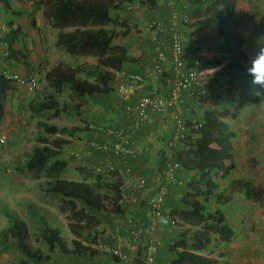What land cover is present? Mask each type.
<instances>
[{"label": "trees", "instance_id": "trees-1", "mask_svg": "<svg viewBox=\"0 0 264 264\" xmlns=\"http://www.w3.org/2000/svg\"><path fill=\"white\" fill-rule=\"evenodd\" d=\"M131 1L134 0H39L34 4V7L43 6L42 14L49 20L50 26L58 30L55 41L58 47L69 55H90L95 58V64L91 68L84 65L70 67L58 63L46 71L44 77L53 92L37 102V109L47 110L55 115L67 111L66 106L60 105L54 97L55 94L62 93L64 88H67L74 98L76 111L86 104L85 97L104 96L112 91L114 71L121 70L126 63L135 61L127 48L115 41L118 36L124 37L131 30L128 17L121 18L118 13L123 10L125 3ZM183 1L189 3L190 13L196 16L191 25L197 45L201 50L212 51L209 58L201 60L200 66L207 68L219 66L215 73L224 80L225 86L218 84L216 80L212 84L198 86V91H195L199 95L200 106L204 107V103L208 106L200 110L197 120L185 121L186 133L183 143L187 146V151L184 158L176 159L180 162L181 169L187 171L188 175L190 173L193 175L188 177L182 186L184 190L179 197L178 206L171 203L173 199L166 201V204L170 205L171 216L179 219L181 224L188 225L190 229L173 232L164 245V253L162 252L160 258L163 259L167 254L171 255L165 264H220L215 257L202 254L204 250L209 249L211 243L215 246L220 241L229 242L234 233L227 223L224 212L216 207V204L227 203L230 199L227 196L220 197V192H216L218 187L216 177L226 178L231 172L232 166L225 162L232 158L231 139L234 136V132L223 120L228 111L219 110L217 106L222 96L232 98L236 88H239L236 109L248 102H256L259 95L253 94L250 90L251 76L246 71L250 63L243 51L245 39L239 30L242 18L236 13L237 0ZM0 2L9 8L8 0ZM28 18L35 27L32 10ZM66 28L71 29L64 31ZM210 31L216 32V39L210 36ZM22 36L21 28L12 27V24L3 35L10 57L18 53L13 49V45ZM25 57L24 51L18 59L29 66ZM79 73L86 74V77L79 78ZM13 86L14 80L0 74V122L5 114L7 92L12 90ZM254 86L258 88L257 85ZM218 87L222 93H219ZM37 127L38 134L35 139L38 145L32 149L17 170H25L35 179L45 175L47 177L45 187L40 190L59 197L61 209L69 211L72 216L84 219L85 222L68 223V228L74 235V239L71 240L72 248H69L61 236L60 229L49 225L42 217L41 237L46 245L47 254L29 247L27 242L29 232L22 220H14L6 231L0 234L4 239L7 236L13 239L12 245L20 254L23 263L47 261L50 258L49 253L54 249L66 258L69 256L89 258L98 251L82 242L91 243L98 238L96 231L90 236V231L86 228L89 224L99 222L96 215L104 210L105 202L111 201V211L115 214L123 213L116 205L119 185L113 180H104L102 174L98 172L94 173L93 181L90 182L85 178L78 181L61 178L68 164L62 157L65 140L56 137L49 140L48 136L58 129L45 121L37 122ZM77 130L76 127L61 129L70 136ZM79 169L83 171L85 167ZM158 171L161 174L162 170ZM110 195L113 196L110 198ZM142 202L140 201V205L146 208ZM100 254L105 255L103 252Z\"/></svg>", "mask_w": 264, "mask_h": 264}, {"label": "rangeland", "instance_id": "rangeland-1", "mask_svg": "<svg viewBox=\"0 0 264 264\" xmlns=\"http://www.w3.org/2000/svg\"><path fill=\"white\" fill-rule=\"evenodd\" d=\"M31 1L33 2L30 3V8L39 19V29L35 30L34 34L47 35L50 31V26L41 13L42 7H34L37 1ZM10 3L14 6L13 0ZM133 4L136 8H134L132 13L133 16L129 17L132 22L130 33L123 39L120 38L119 41H122L124 46L128 48L130 55L140 62L144 60V54L147 51V49L144 50L143 46H148L146 40L143 39L151 31L150 27L147 26L150 22L147 20V11L153 10L154 6L149 0H145L144 3L134 0ZM186 4L189 3L186 1ZM238 4L239 10L237 14L242 18L240 31L245 39L243 51L248 58V63H250L251 58L259 51L260 47H264V0H238ZM164 6L166 9L171 7L172 12H178L175 2L172 4V1L166 0ZM28 19L27 24L29 25ZM158 22L161 26L163 25L161 20H158ZM144 23H147L148 34L145 32V27L137 28V24L142 26ZM28 25H22L26 29L25 31H33L30 26L27 27ZM25 37L26 35H24ZM167 43L168 41L164 40V45ZM140 45L142 46L141 49ZM40 55L42 56V54ZM58 57V54L54 55V58ZM66 60L71 65H78L79 61L82 60V65L86 68H91L94 58L91 56H84L82 58L69 56ZM34 71L37 75L36 86L34 88L28 89L14 82L15 85L12 92L6 99V118L0 122L2 123L1 126L4 132L6 131L5 137L0 135V138L3 139L0 142V183L1 180L4 181L0 188V232L6 231L14 220H22L28 227L29 237L27 242L29 247L32 250H39L42 254H47L46 245L41 237L42 224L40 220L42 217L48 221L49 225L57 226L60 229L61 236L69 248H72L71 240L74 239V235L70 232L68 223H83L85 220L72 216L69 212L63 213L59 207V197L51 196L39 190L37 184L44 186V182L47 180L45 175H41L35 179L25 170L19 171L12 168L16 165L21 167L32 149L38 145L35 139L38 134L37 122L45 121L58 129L54 134L48 136L49 140L55 137L65 140V144L62 147V157L68 161V164L60 177L72 181L84 178L88 182L93 181L92 176L95 175V172L82 161L86 158L82 154V150L78 154L79 150L75 149V147H79V137L70 136L66 132L61 131V129L76 127L77 131L86 130L90 122L89 120L93 122L94 126H97L99 125L98 122H102V119L104 120L106 113L103 111L105 108L103 110L99 108L98 110L95 109L96 113H94L88 104L76 111L74 109L75 100L68 89L65 88L62 93L55 94L54 97L60 105L66 106L67 111H62L55 115L47 110L37 109V102L43 96L53 91L44 77L45 71L42 64H37ZM78 77L85 78L86 74L79 73ZM216 80L218 84L221 83L222 86H225L224 80H221L215 72L208 74L204 78L205 83L207 82L208 85L214 83ZM257 89L252 84L250 90L253 94H257ZM217 90H219V93H222L220 87ZM238 94L239 88H236L235 95L232 98L222 96L217 106L219 110L226 109L228 111L223 120L228 124L230 130L234 132V136L231 139L232 158L227 161L232 166L230 176L224 179L216 177L218 184L216 192H220V197L227 196L230 199L227 203L216 204V207L224 212L227 223L234 233L229 242L220 241L215 246H212L211 243L209 249H213L211 251L209 249L204 250L202 254L215 257L220 264H264V90H261L260 94H258L259 99L256 102H248L243 107L236 109V97ZM204 105L206 104L204 103ZM87 111H91L89 115H86ZM91 114L92 116H90ZM92 117L93 119H91ZM94 118L98 120L94 121ZM74 144H78V146L74 147ZM73 150H75L76 155L71 153L74 152ZM76 157L80 159L78 163L76 162ZM82 166L85 169L80 171L79 168L83 169ZM2 168H5L3 173L8 174L4 179H2L4 175L1 174ZM102 177L104 180L116 178L114 173L111 172L102 173ZM150 185V192L152 193L157 187L154 185V182ZM24 191L30 192L28 199L22 195ZM112 196L110 195L109 197L111 198ZM30 200H33L38 207L31 206L27 209L24 204H27ZM17 202L22 204L14 212L12 208ZM165 205L164 208L167 209L165 214L171 216L170 205L168 206L166 203ZM44 206L48 208L47 211ZM39 207L43 208V210H40ZM136 207L133 206L132 209L135 210ZM141 207L139 205L137 208ZM143 208L145 207L143 206ZM2 209L6 210V212H2ZM111 209V201L105 202L104 210L96 215L99 222L97 224H89L86 228L90 231V236L95 231L104 233L106 230H113L112 224L116 228L115 222L111 224L108 220ZM145 210V214H147V209L145 208ZM179 222L181 223L180 220ZM159 223L156 222L153 235L158 245L163 244V247L171 237V232L190 229L188 225L180 224L176 230H172L168 226H164L163 230H161V227L158 226ZM101 225L103 229H101ZM12 242L13 239L11 237L7 236L4 239L0 234V264H88L87 262L92 264L89 258L81 256H69L66 258V256H62L57 250L49 253V260L42 263L31 261L23 263L20 260V254L13 247ZM95 255L103 256L99 253Z\"/></svg>", "mask_w": 264, "mask_h": 264}, {"label": "crops", "instance_id": "crops-1", "mask_svg": "<svg viewBox=\"0 0 264 264\" xmlns=\"http://www.w3.org/2000/svg\"><path fill=\"white\" fill-rule=\"evenodd\" d=\"M13 1H14V6L11 5L10 3L11 0H8L9 8H6L0 2V74L2 72H5L6 74L17 73L19 75H23L24 73H26L28 71L27 64H25L24 62L18 59L22 56L24 51L26 54L25 57L26 62L28 63L29 67L35 68L37 64H42L45 72L58 63H62L70 67L77 66V64L71 65L69 61L66 60L68 59L69 56L77 57V58L90 56V55H69L65 53L60 47H58L55 44L58 30L52 28L49 24V20L46 18L45 20L48 22L50 26V31L48 32V34L43 36L34 34V31L39 29L38 28L39 19L32 12L35 18V27L31 25L30 20L28 19V14L30 13L31 10L30 3L33 1L31 0H13ZM34 1H39V0H34ZM136 1H140L141 3H144L145 0L142 1L136 0ZM149 1L154 6V8L151 11H147L148 12L147 20L151 21L159 17L155 21L158 22V20H161L163 25L161 26V24L158 22L160 27L159 30L157 32H154V30H151L149 28L151 31L150 34H148L146 27V24L148 22L144 23L142 26H139V24H137V28L145 27V32L149 35V36L146 35L143 39L146 40V43L148 44V46H143L144 50L147 49L146 53L144 54V60L138 62L136 58H134L135 61L133 63L132 62L126 63L123 69L114 71V78L111 84L112 91L109 94H106L104 96L96 95V96H91L89 98L85 97V100L87 99L86 104H88L89 107H91L90 109L94 111V113H96L95 109L98 110L99 108L100 110H103V108H105V110L103 111L106 113V116L104 120L102 119V122H98L99 125H97V127L95 128L75 131L73 137L76 138L78 136L79 142L81 144L79 143V147H75L78 146V144H74L73 146L75 147V149L79 150L78 154H80V151L82 150L81 151L82 154L86 156L85 160H82L85 164L90 166L99 165L101 167H107L108 165L113 166L111 173H114V176L116 178L112 180L115 181V183H118L119 187L121 186L125 187L123 181L126 177H130L132 180H135L137 177H141V176L145 178L148 188H150L151 186L150 184L152 182H154V185L158 188L164 187L162 209L163 212L165 213L167 209H165L164 207L166 206L165 203L167 200L173 199L171 203H173V205L176 206L179 205L177 203L179 201V197H181V194L183 193L182 190H184L182 189L183 188L182 186H184V184L188 180V177H191L193 175V173H190L188 175L187 171L181 169L182 168L181 164L178 161L184 158L185 153L187 151V146L183 143V140L174 138L175 132L177 130V126L173 121V118L175 114L178 115L179 113V117L183 123V129L181 130V132L183 133V135H185L186 133V127H184L185 121L197 120L198 118L196 117L199 116L200 112L203 109H205L207 105H204V107L200 106L199 95L196 93L198 91V85L193 84L187 89L181 91L179 102L176 104V106L168 108L164 113L152 112L148 110V121H144V122L139 121L135 112L133 111V107L136 106L139 97L149 93L153 89H156L158 91V94L162 97H167L169 95L170 89L169 86L167 85V80L170 79L171 81H173L176 78L174 69L172 68L173 65L171 64L172 57L170 52L171 38L174 33L182 34L183 36H185V38H187V41L183 46V52L181 53V60L183 62L182 70L185 73L188 72V70L194 68L195 63L200 68L206 69L207 67L200 66L201 60L203 58H209L212 54V51L208 52L205 50H201L199 45H197L195 41V36L193 37L192 35L193 27L191 25L192 22L195 21L196 16L192 15L193 14L192 12L190 13L189 9L191 6L189 4H186V1L170 0L172 1V4H174L175 2V7L178 9L179 12V13L176 12L178 19L174 23H172L169 19L172 12L171 7H169L170 9L169 10L168 8L166 9L164 6L166 0H154L155 1L154 4H153V0L152 1L149 0ZM238 5L239 4L237 0L236 13L239 10ZM41 7H42L41 8V13H42L43 6ZM133 11L128 12L125 10V7L123 6V10L118 13L120 16L124 15L121 18L128 17V21L130 25H132V22L129 17L133 16L132 14ZM185 16H193L195 19L189 24H184L181 22V18ZM26 18L29 21V25L27 24L28 22ZM11 24L12 27L19 26L21 28L23 36L19 39V41H17L13 45V49L15 51H18V53H15L13 56L10 57L8 51V45L3 40V35L9 30ZM23 24L28 25L27 27L30 26L33 31H29V32L25 31L26 29L23 28L22 26ZM70 29L71 28H66L64 31ZM209 34L210 36H213L214 39L217 38V34L215 31H210ZM24 35H26L25 38ZM124 37L118 36L115 39V41L118 44L124 45L122 41H119L120 38L123 39ZM34 40L35 42H33ZM164 40L168 41L166 45H164ZM157 46H160L158 47V49L161 50L165 55V60L160 61L162 73L159 76H155L154 78L145 77V81L143 82L141 87L137 88L128 97H122L120 94H118L117 91L120 85L123 84L121 80V76H119L118 73L123 70L124 72H130V73L136 72L144 75L147 70V67H150L156 60L157 51H158ZM141 47L142 46L140 45V49ZM39 53L42 54V56ZM128 53L130 54L129 50ZM56 54L59 55L58 58H54V55ZM82 62L83 61L80 60L78 65L79 64L82 65ZM94 64H95V58L93 61V65ZM218 68L219 66L208 67V70L211 69L213 71L204 74L203 80L205 76H207L212 72H215ZM204 84L206 85L208 83L207 82L205 83L204 81ZM11 92L12 90H9L7 92V98ZM5 110H7L6 100H5ZM90 112L87 111L86 115H89ZM90 116H92V114ZM5 118H6V114H4L1 121H4ZM91 119H93V117ZM95 120L96 119L94 118V121ZM89 121L90 122L88 123V125L93 123L91 120ZM1 124L2 123H0L2 132L0 133V135L5 137L6 131L4 132V129L1 126ZM117 128H126V130L129 133L126 138V142H124V146H126V148L131 151L129 155L126 156H122L118 154L115 155L112 153V151L111 152L91 151L89 154H87L86 149H87L88 141H98V142L108 141L109 140V137L107 136L108 131ZM73 151H74L73 155H76L75 150ZM69 157H71V155H69ZM177 158L178 160H176ZM76 159H77L76 162L78 163L80 159L78 157H76ZM225 163L228 164L227 161ZM174 164H176V167L173 169L172 173L175 181L174 182H171L170 180L166 181L164 179V172L165 170H167L168 165H174ZM19 168L20 167L16 165L13 166L12 169L17 170ZM158 170H162L161 174H159ZM4 171L5 168H2L1 174L4 175L2 179L8 176V174L3 173ZM228 176H230V173ZM234 176L237 177L236 174H234ZM217 177L220 178L219 176ZM2 183H4L3 180H1L0 188ZM37 187L40 190V188L45 187V185L42 186L37 184ZM124 189L127 188L125 187ZM223 190H225V188H223ZM130 192L131 190L129 189L126 190V193H130ZM22 195H24L28 199L30 192L24 191ZM20 204L22 203L17 202V204L12 208L14 212L18 210V206H20ZM24 206L27 209H29L31 206H37V205L35 204V202H33V200H30L29 202H27V204H24ZM39 208L40 210H43V208L41 207ZM44 208L46 211L48 210L46 206H44ZM131 209L132 208H130L128 211L129 213H131V216L134 220H141L145 224L146 222H148L147 221L148 213L145 214L146 213L145 208L136 207L135 210H131ZM61 211L63 213L69 212L64 209H62ZM2 212L5 213L6 210L2 209ZM110 213L112 214L113 212L112 211L109 212V217L107 216L108 220L111 224L115 222L116 228H114L112 224L113 230L110 231L106 230L104 231V233H100L96 231L97 232L96 235L98 236V238L95 241L100 240V242L113 246L116 242V238L112 237L113 235L115 236L120 235L122 236V238L124 237V242L121 244V251L127 255L129 260L114 261L106 254L105 255L101 254L104 257L103 256L100 257V255L94 254L91 257H89L91 263L92 264H137L140 255L138 252L135 253L129 248V245H132L130 235H128L126 231H123L122 227L118 229L117 216H112ZM145 218L146 220H144ZM158 223H159L158 226L161 227V230H163L164 226H167L163 221L159 220ZM101 229H103L102 225H101ZM146 230L144 231V234L146 233ZM172 234L173 232H171L170 235ZM55 250L56 249H54V251ZM163 251H164L163 244L156 246L155 264H164L168 261V259L171 258V255L169 256V254H167L164 256L163 259H161L160 257L163 255L164 253ZM97 253L100 254V252ZM87 263L90 264L89 262Z\"/></svg>", "mask_w": 264, "mask_h": 264}, {"label": "built area", "instance_id": "built-area-1", "mask_svg": "<svg viewBox=\"0 0 264 264\" xmlns=\"http://www.w3.org/2000/svg\"><path fill=\"white\" fill-rule=\"evenodd\" d=\"M125 10L130 12L133 11L134 4L133 2H127L124 4ZM176 12H171L170 21L174 23L177 20ZM195 18L193 16H185L181 18V22L184 24L191 23ZM151 30L157 32L159 30V23L155 20L150 21L147 24ZM187 38L182 34L174 33L171 38V64L174 69L176 78L171 81L167 80V85L169 86V95L167 97H162L158 94L156 89L151 90L149 93L142 95L139 97L136 106L133 107V111L135 112L139 121H148V110L152 112L164 113L168 108L176 106L179 102V97L181 91L187 89L191 85L195 84L198 86H202L204 84L203 76L207 74V72L213 71L208 70V68H200L196 63L195 67L188 70V72H184L182 70L183 62L181 60V53L183 52V46ZM157 46V57L156 62L147 67V70L144 75L133 72H124L120 71L118 74L121 76V80L123 82L120 85L118 94L122 97H128L133 93L137 88L141 87L143 82L145 81V77L154 78L155 76H159L162 73V69L160 66V61L165 60L164 53L158 49ZM27 72L23 75H19L17 73L6 74L2 72L4 76L14 80V82L27 87L28 89H32L36 86L37 75L34 71V67L27 66ZM128 110V108H127ZM173 121L177 126V130L175 132V139L185 140V135L181 132L183 129V123L178 115L175 114ZM93 124L88 125L89 128H95ZM100 129V128H99ZM128 131L126 128H117L108 131V141H88L87 143V154L91 151H100V152H111L113 154H118L122 156H126L130 154V150L124 146V142H126V138L128 135ZM3 139L0 138V142ZM74 154V152H71ZM85 164V163H84ZM87 165V164H86ZM94 172H98L100 174L105 172H111L112 167L108 165L107 167H101L99 165L90 166ZM176 167L174 165H168L167 170L164 172V179L170 180L174 182L173 169ZM124 186L119 187V194L116 199V205L119 208L123 209V213L117 216V225L118 229L121 227L123 231H126L128 235L131 237L132 245H129V248L135 253L138 252L139 262L138 264H155V255H156V246L158 244L156 238H154L155 226L156 222L163 221L167 226H169L172 230H176L178 226L181 224L177 218L171 217L163 212L162 204H163V194L164 187H160L154 191L150 192V188L147 187L146 180L144 177H137L135 180H132L130 177H126L123 181ZM131 190L130 193H126V190ZM145 204L147 208L148 218L147 224H145L141 220H134L129 213V209L133 206H139L141 203ZM133 210V209H131ZM112 216H116L113 212ZM183 225V224H182ZM146 226V228H145ZM147 229V230H146ZM146 233L144 234V231ZM147 234V235H146ZM116 238V242L113 246H110L106 243L100 242V240L83 244L90 245V247L98 252H103L108 256L116 258L118 261H128L129 258L125 253L121 251V244L124 242V237L118 235L112 236ZM135 258V257H134ZM114 260V259H113ZM165 264V263H164Z\"/></svg>", "mask_w": 264, "mask_h": 264}, {"label": "clouds", "instance_id": "clouds-1", "mask_svg": "<svg viewBox=\"0 0 264 264\" xmlns=\"http://www.w3.org/2000/svg\"><path fill=\"white\" fill-rule=\"evenodd\" d=\"M246 71L251 76V83L258 86L257 94H260L261 90H264V47H260L251 58Z\"/></svg>", "mask_w": 264, "mask_h": 264}]
</instances>
